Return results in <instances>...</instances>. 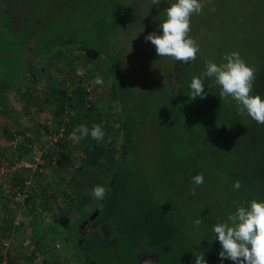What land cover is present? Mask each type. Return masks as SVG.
I'll list each match as a JSON object with an SVG mask.
<instances>
[{
  "label": "rangeland",
  "instance_id": "374dc122",
  "mask_svg": "<svg viewBox=\"0 0 264 264\" xmlns=\"http://www.w3.org/2000/svg\"><path fill=\"white\" fill-rule=\"evenodd\" d=\"M172 3L0 0V195L7 199L9 220L18 226L31 222L37 233L54 238L47 243L51 252L63 245L64 231L80 245L94 211L92 189L107 187L112 174L113 155L97 148L116 150L130 126L128 164L114 186L119 194L115 200L105 196L99 214L107 220L102 236L112 264H143L141 255L157 251L161 264H191L200 239L187 190L197 174L203 173L204 182L194 195L204 192L208 204L213 198L205 190L233 188L236 180L249 201L264 200V125L240 115L230 98L221 100L214 79L205 80L206 98L190 99L192 78L206 70L208 61L224 62L232 51L257 67L253 94L264 98V0H205L202 12L191 17L190 35L200 52L188 64L158 57L145 41L149 33L161 34L159 25ZM88 46L99 50L97 58L87 57ZM81 88L86 93L79 100ZM113 89L124 101L130 98L133 121L125 116L121 124L120 106L128 111L113 98ZM81 124L102 125L103 141L69 139ZM17 173L23 186L29 181L27 197L14 194ZM173 193L179 197L178 214L170 212L172 203L165 208ZM202 200L197 207L205 204ZM109 205L111 217L103 215ZM155 210L175 216L171 222L182 230L173 238L157 237L152 229L163 223L150 218ZM31 240L29 249H43ZM214 251L209 248L204 257L207 264H234L221 260L220 251L214 257Z\"/></svg>",
  "mask_w": 264,
  "mask_h": 264
},
{
  "label": "clouds",
  "instance_id": "9594fccd",
  "mask_svg": "<svg viewBox=\"0 0 264 264\" xmlns=\"http://www.w3.org/2000/svg\"><path fill=\"white\" fill-rule=\"evenodd\" d=\"M160 2L161 0H152L153 5ZM204 6L205 0H175L167 8V18L159 25L161 34L154 31L145 36V41H150L155 46L158 57L172 58L183 64L195 62L200 46L190 35L191 17L199 15ZM223 61L219 64L208 61L206 70L192 78L190 99L206 98L205 80L214 79L215 84L221 88V100L227 102L230 98L235 102L240 115L247 114L258 124L264 125V98L253 94L257 67L248 64L238 51L226 53ZM89 136L102 142L105 136L103 126L94 124L89 129L81 124L74 129L69 139L76 142ZM203 182V173L193 177V194ZM241 186L240 180L233 184L235 190H239ZM108 190L106 186L97 184L92 189V195L97 200H103ZM193 223L195 227H199L202 219L198 218ZM213 232L222 246L219 252L221 260L228 259L234 264H264V200L253 198L239 204L235 212L228 213L226 220L213 226ZM195 264H207L203 253L196 254Z\"/></svg>",
  "mask_w": 264,
  "mask_h": 264
},
{
  "label": "trees",
  "instance_id": "16d2710c",
  "mask_svg": "<svg viewBox=\"0 0 264 264\" xmlns=\"http://www.w3.org/2000/svg\"><path fill=\"white\" fill-rule=\"evenodd\" d=\"M87 49H88V50H86L87 57H90V58H97L98 57V55H99L98 49H95V48H92L89 46L87 47ZM85 93H86L85 90L81 88L80 91L76 92V95H78L77 98L79 100H82V98H84L83 96ZM112 96H113V98H116V99L119 98L120 101H118V102L120 103V105H122L124 103L123 105L127 108V111H128L127 114H124V112L122 111L123 108H122V106H120L119 112H120L121 124H123V121H125V116H126V118H127L126 120L128 122L133 121L134 116L132 117V113L129 111V108H128V106L131 102V101H129L130 98H127V101L129 102V104H128V102L124 101L125 97H123V95H120L119 97H117V94L114 91V89L112 90ZM164 98H166V97H164ZM125 100H126V98H125ZM135 101L132 99V102H135ZM145 106L147 107L146 104H145ZM136 116H139V115H136ZM141 116L145 117V115H141ZM168 129H171V128H168ZM132 130H133L132 126H130V128H128V130H124V133L122 135V144L117 146L116 150H112L111 148L106 149V150L101 149V148H97V150H99V152H100L99 154L107 155L106 152L107 153L109 152L110 153L109 155H111V154L113 155V157L109 159V160L112 159V162L110 163V168L112 169V174H111V177L109 179V182L107 183V188L109 190L106 194V197L111 196V199H113V200L117 199V196L119 194L118 190L114 189L115 183L117 182V180H121V177H123L124 172H125V166L124 165L128 164V162H127V154H128V147L127 146L128 145H126V144H127V140H128L127 137L129 135L128 131L131 132ZM126 134H127V137H126ZM20 148H22V147L19 146L18 150ZM23 150L28 151L29 148L24 147ZM204 158L205 157H203L202 159H204ZM17 174H15L12 178V180H13L12 184L14 187L13 189H15L14 194L21 192L24 189V186H23L24 182L21 180L20 174L19 173H17ZM19 181H20V184H18ZM122 187L124 188L125 185H123ZM191 189L192 188L187 190V199H189V201L191 202V203H189V206H192V209H193L190 211L189 214H192V216H194L196 219H198V218L202 219V224L198 227V237L200 239V245H199L200 251L198 253H203L204 257H206L209 255V253H208L209 248H212V250H215L213 252L214 257H215L216 253H218L219 251L222 250V246H221L220 242L218 241V239L215 238V233L213 232V226L218 222L226 220L228 213L229 212H235V209L239 204L248 202L250 195H244L243 196L242 191L240 189L235 190L234 188H231L227 185L216 186L215 188H213L210 191L205 190V192L209 196H212V198H213L212 203L208 204L206 201L202 200V198H203L202 193H204V192H201L195 196L192 193ZM110 192H112V193H110ZM166 197L168 198L167 195H166ZM178 198L179 197L176 196V193H173L172 196L170 198H168L169 200L166 202L165 208H167L169 206L168 204L172 203L173 210L170 212H176V214H178L180 212L179 206L176 204L178 202ZM111 199H109V200L111 201ZM198 200H199V202H201V200H202V202H204L205 204H202L201 207L200 206L197 207V203H199ZM10 201H13V200L11 199ZM102 202H105V197H104ZM109 204H111V203L109 202ZM211 207H214V209L209 210V208H211ZM112 208L113 207H111L109 205L108 207H105L104 212L108 213L109 215H112V212H111ZM177 211H179V212L177 213ZM155 212L156 213H150L151 215L153 214L152 216H150V218L158 221V224L163 223L162 225H159V226L154 227L152 229L153 232L155 233V235L157 237L165 235L166 238H173L174 236H176L175 233H179V228H181L182 226H180L176 222L175 223L171 222L173 219H175V216L170 215L173 218L172 219V218L168 217V215H166V214L163 215L162 211L160 212V211L155 210ZM181 230H182V228H181ZM174 239L176 240L177 238L175 237ZM172 243H175V242H172ZM192 249L194 251H197V246L195 243H194V247ZM204 252H207V253H204ZM154 254L158 257V260H160V262H161L160 252L157 251ZM188 255H191V252L188 253ZM175 257H181V255H175ZM182 257H184V256H182ZM195 259H196V257L194 256V258L191 259L192 260L191 264L193 262H195ZM162 264H165V263H162Z\"/></svg>",
  "mask_w": 264,
  "mask_h": 264
},
{
  "label": "crops",
  "instance_id": "0c3cea01",
  "mask_svg": "<svg viewBox=\"0 0 264 264\" xmlns=\"http://www.w3.org/2000/svg\"><path fill=\"white\" fill-rule=\"evenodd\" d=\"M111 177V176H110ZM1 192V191H0ZM6 196V195H4ZM14 199V198H13ZM5 200V201H4ZM15 200V199H14ZM94 211L89 222V229H87L78 238L80 245L90 246L89 249L79 248V243L75 242L71 235L66 231L60 239L63 245H58L59 251L51 252L47 249V243L53 244L54 238L49 234H39L36 230L38 227H33L28 223H22L18 226L15 221L7 218L6 205L7 199L0 195V263L5 261V264H112L110 252H107L108 241L102 236L105 219H99V214L103 211L105 206L103 200L94 198ZM5 203V204H3ZM25 207V205H24ZM106 215V212H103ZM112 215H108L111 217ZM19 222V219H18ZM28 226V227H27ZM28 230V231H27ZM24 232H28L31 237L25 238ZM31 233V234H30ZM72 237V239H71ZM29 238V239H28ZM34 238L36 242L41 243L43 249L32 250L28 248L31 239ZM77 239V238H76ZM23 244V246L21 245ZM73 244V246H71ZM51 246V245H50ZM99 247L97 250L95 247ZM95 248V251H91ZM147 258L149 259L147 261ZM143 264H161L156 255H141ZM154 262V263H152ZM139 264V263H137ZM141 264V262H140Z\"/></svg>",
  "mask_w": 264,
  "mask_h": 264
},
{
  "label": "built area",
  "instance_id": "2783aa9c",
  "mask_svg": "<svg viewBox=\"0 0 264 264\" xmlns=\"http://www.w3.org/2000/svg\"><path fill=\"white\" fill-rule=\"evenodd\" d=\"M25 184L26 185H24L23 191L18 192V197H27L28 196L29 181L25 180ZM14 198L17 199V197H14ZM0 264H5V261L4 262L2 261Z\"/></svg>",
  "mask_w": 264,
  "mask_h": 264
}]
</instances>
